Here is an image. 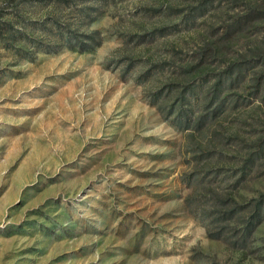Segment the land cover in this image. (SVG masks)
<instances>
[{
  "label": "rangeland",
  "instance_id": "374dc122",
  "mask_svg": "<svg viewBox=\"0 0 264 264\" xmlns=\"http://www.w3.org/2000/svg\"><path fill=\"white\" fill-rule=\"evenodd\" d=\"M41 1L0 0V12L42 20ZM144 5L157 4L98 6L83 31L103 43L86 53L25 60L0 45V264H264V221L242 248L210 238L185 204L194 145L123 59L156 53L120 35ZM261 196L264 165L233 198Z\"/></svg>",
  "mask_w": 264,
  "mask_h": 264
},
{
  "label": "trees",
  "instance_id": "16d2710c",
  "mask_svg": "<svg viewBox=\"0 0 264 264\" xmlns=\"http://www.w3.org/2000/svg\"><path fill=\"white\" fill-rule=\"evenodd\" d=\"M110 1L42 0L49 11L42 20L0 12V45L25 60L65 48L86 53L103 39L84 26ZM149 1L157 5L139 7L140 19L120 35L156 53L123 58L127 71L140 69L134 82L148 86L150 106L194 145L190 213L210 238L245 248L264 221V196L244 205L233 198L264 165V0Z\"/></svg>",
  "mask_w": 264,
  "mask_h": 264
}]
</instances>
